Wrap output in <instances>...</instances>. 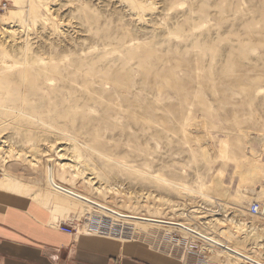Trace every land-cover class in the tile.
Instances as JSON below:
<instances>
[{
  "label": "rangeland",
  "instance_id": "374dc122",
  "mask_svg": "<svg viewBox=\"0 0 264 264\" xmlns=\"http://www.w3.org/2000/svg\"><path fill=\"white\" fill-rule=\"evenodd\" d=\"M46 162L122 214L264 263V214L246 213L264 205V0H0V180L35 178L27 196L70 206L55 218L78 232L249 264L47 190Z\"/></svg>",
  "mask_w": 264,
  "mask_h": 264
},
{
  "label": "crops",
  "instance_id": "0c3cea01",
  "mask_svg": "<svg viewBox=\"0 0 264 264\" xmlns=\"http://www.w3.org/2000/svg\"><path fill=\"white\" fill-rule=\"evenodd\" d=\"M52 210L30 196L0 190V264H207L195 252L97 232L69 235L56 227L60 221L69 226L67 219L54 222Z\"/></svg>",
  "mask_w": 264,
  "mask_h": 264
},
{
  "label": "bare ground",
  "instance_id": "6f19581e",
  "mask_svg": "<svg viewBox=\"0 0 264 264\" xmlns=\"http://www.w3.org/2000/svg\"><path fill=\"white\" fill-rule=\"evenodd\" d=\"M29 67H26L24 70H22V78L24 80H26L27 82H32L33 81L32 78L33 79L40 78L45 73L44 70L40 67H38L40 69H34V68H29ZM48 163L46 164V170H45V172H46V176H45V184L46 185H45V187L47 190H52L56 194H62L63 196H66L67 198H71L77 202H80L84 206L96 208V209L100 210L101 212H103L104 214L111 215L117 219L130 220V221H133V219L145 220L148 222V224H157V225H163L162 223H164V224H166L167 227L180 229V230L184 231L185 233H187V234H189L195 238L197 237L198 239L202 240V242L207 244L209 246V248L221 249L223 252H225L229 256H232V257H234L240 261L247 262L249 264H264L263 262H259L256 259H254L255 257L252 258L246 254H243L241 251H239L235 247L231 246L229 237H225V240L221 241L219 239H216V238L209 236L208 234L203 233L201 230H199L195 227L190 228L189 226H187V224L182 223L181 221L180 222H178V221H163V220H159V219L144 218V217H139V216L127 215L124 213L122 214L119 211H117L113 208H110L109 206H107V205H105L99 201H96L95 199H93L92 197H90L89 195H87L85 193H82L80 191L66 187L63 184V182H67L66 181L67 179L65 177V172L63 171L62 166L52 164V163L48 164ZM32 171H34L33 168H32ZM32 171L29 174L30 176H31V174H33ZM13 176H15L16 178L12 179V182L9 183L8 185L4 184V182L0 180V188L5 189L6 191H9V192L27 195L28 192L30 191V189H29L30 185L28 183L31 182L34 184L35 178L31 177L26 182V180L20 181V180L25 179V178H23L22 175L21 176L13 175ZM40 197L41 196L38 194V196H35V199L36 198L40 199ZM68 210H69V208L67 206L64 207V206L55 205V208H53V210H52L53 211L52 213L54 216L53 217L54 222L56 221V219H54L55 214L58 215L59 212L67 213ZM263 213H264V211H263ZM248 235H249V237H252L253 235H255V233L252 229H249ZM235 245H236V243H235Z\"/></svg>",
  "mask_w": 264,
  "mask_h": 264
},
{
  "label": "built area",
  "instance_id": "2783aa9c",
  "mask_svg": "<svg viewBox=\"0 0 264 264\" xmlns=\"http://www.w3.org/2000/svg\"><path fill=\"white\" fill-rule=\"evenodd\" d=\"M263 211H264V205H262L258 202L253 201V202L247 204L246 213L251 217L262 216L264 214ZM65 224H66V222L60 221L56 224V227H58L59 230L65 232L69 235H74V234L78 233V231L75 230L73 227H71V225L66 226ZM97 233H99V232H97ZM99 234H101V233H99Z\"/></svg>",
  "mask_w": 264,
  "mask_h": 264
},
{
  "label": "water",
  "instance_id": "95a60500",
  "mask_svg": "<svg viewBox=\"0 0 264 264\" xmlns=\"http://www.w3.org/2000/svg\"><path fill=\"white\" fill-rule=\"evenodd\" d=\"M162 224H164V223H162Z\"/></svg>",
  "mask_w": 264,
  "mask_h": 264
}]
</instances>
